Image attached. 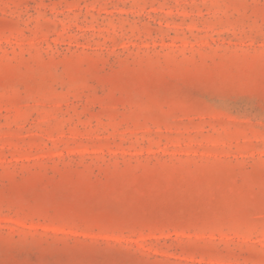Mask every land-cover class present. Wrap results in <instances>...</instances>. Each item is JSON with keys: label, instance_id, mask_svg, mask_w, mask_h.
<instances>
[{"label": "rangeland", "instance_id": "1", "mask_svg": "<svg viewBox=\"0 0 264 264\" xmlns=\"http://www.w3.org/2000/svg\"><path fill=\"white\" fill-rule=\"evenodd\" d=\"M0 264H264V0H0Z\"/></svg>", "mask_w": 264, "mask_h": 264}]
</instances>
